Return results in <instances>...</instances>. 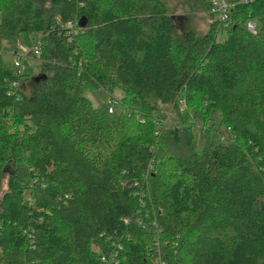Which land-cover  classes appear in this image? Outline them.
<instances>
[{"label": "trees", "instance_id": "obj_1", "mask_svg": "<svg viewBox=\"0 0 264 264\" xmlns=\"http://www.w3.org/2000/svg\"><path fill=\"white\" fill-rule=\"evenodd\" d=\"M230 1L0 0L42 57L28 90L0 49V264H264V0Z\"/></svg>", "mask_w": 264, "mask_h": 264}, {"label": "rangeland", "instance_id": "obj_2", "mask_svg": "<svg viewBox=\"0 0 264 264\" xmlns=\"http://www.w3.org/2000/svg\"><path fill=\"white\" fill-rule=\"evenodd\" d=\"M40 2L43 6L48 7L51 4V0H37ZM173 5H177L180 0H170ZM203 0H193V4H189L188 8L190 7L191 10L186 9H179L177 11H174V13H177L176 19L178 21V24L180 26V34H182L187 28L195 27L198 30H204L208 27V22L210 20L209 14L212 13L215 18L218 19L220 13L219 10L215 11L212 9L211 4ZM186 11V12H184ZM173 13V12H172ZM179 13V14H178ZM32 36V35H31ZM34 38L32 37L31 40ZM29 36H27L26 33H23L22 36L18 38V40L14 42H7L4 40L2 42V46H0V49L3 51L5 58L7 61H9L11 64L15 65L14 58L16 57L18 60L20 59L22 63V72L23 74L28 75V84L27 89L29 90L30 87L34 84V78L37 76L36 74L40 73V57L37 56L35 49L36 44H32ZM16 43V44H15ZM16 46V47H15ZM23 52V54H21ZM22 74V75H23ZM21 75V77H22ZM26 75H24L25 77ZM22 84L21 80L19 79V85ZM21 86V85H20ZM85 93L92 99L93 103L95 105H99L103 103L104 101L108 100L109 93L102 87L97 89H87ZM113 96L110 94V97L112 98L109 103V111L115 112V111H121L123 109H129L124 103H122L119 98L122 97L123 91L116 88L113 91ZM7 183H5V186ZM26 197H30V193H26Z\"/></svg>", "mask_w": 264, "mask_h": 264}, {"label": "built area", "instance_id": "obj_3", "mask_svg": "<svg viewBox=\"0 0 264 264\" xmlns=\"http://www.w3.org/2000/svg\"><path fill=\"white\" fill-rule=\"evenodd\" d=\"M243 2H248L249 0H242ZM208 2L211 4V7L213 10L217 11L219 10V17H218V28L223 29L226 27H229L233 22H234V17L231 14V9H232V1L230 0H208ZM68 26L70 27H74V23L72 21H69L67 23ZM247 27L253 31L256 32L257 31V22L255 21V19L253 18H249L247 21ZM35 52L37 54L38 57H40V53H41V44L37 43L36 44V49ZM21 54H23V52H21ZM14 64L16 67V73L20 74L22 73V63L20 61V59L18 60L16 57L14 58ZM19 78H16L12 81L11 83V89L13 91H16L15 89L19 88ZM119 248H122L123 245L122 244H118ZM103 258H105V256H103Z\"/></svg>", "mask_w": 264, "mask_h": 264}]
</instances>
